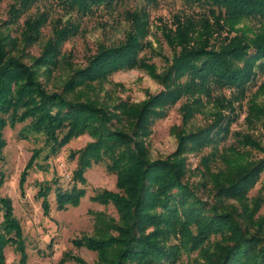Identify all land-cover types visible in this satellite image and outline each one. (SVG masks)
Here are the masks:
<instances>
[{"label":"trees","instance_id":"16d2710c","mask_svg":"<svg viewBox=\"0 0 264 264\" xmlns=\"http://www.w3.org/2000/svg\"><path fill=\"white\" fill-rule=\"evenodd\" d=\"M38 0H19L9 9V24L18 20ZM66 13L84 18L103 9L114 11L127 1L140 2V8L125 10L123 18L130 23L124 41L115 46L97 48L87 59L84 69L74 73L64 91L103 85L119 72L142 70L163 85L164 91L140 105L120 102L113 108L91 101L73 102L62 94H49L38 82V71L52 73L61 61L63 44L77 29L53 26L51 40L32 66L23 64L13 55L20 42L25 47L38 40L42 21L37 18L24 22L19 40L0 39V164L3 162L5 141L3 130L23 124L21 136L42 143L34 149L19 179L21 196L28 172L37 160L48 159L72 140L89 135L92 141L83 149L70 153L76 160L70 189H55V208L64 211L77 207L86 195L84 173L93 165L105 162L106 170L116 177L117 192L102 191L91 200L112 205L119 215V224L109 225L100 214L95 215L94 236L74 241L78 247L97 254L100 264H181L183 254L196 253L201 264H264V217L254 221L256 209L246 207L241 213L226 211L223 199L243 203L248 192L264 172V157L257 163L238 169L226 183L217 182L215 194L219 205L203 203L189 187L185 156L201 154L217 147L228 135L235 119L234 103L246 98L251 85L264 75V31L247 36L235 26L242 20H263L264 0H182L187 5L202 8L197 15H176L172 28L163 37L175 51L164 74L157 76L153 65L141 53L151 47L147 8L158 0H53ZM59 27V28H58ZM21 37V38H20ZM178 49V51H176ZM264 84L258 88L264 93ZM263 86V88H262ZM224 91H228L226 96ZM183 123L202 113L205 104L213 102L218 111L213 122L195 132L176 130L177 150L172 159L150 161L143 145L154 122L166 117L179 101ZM249 116L259 119L264 105H249ZM240 138V137H239ZM238 138V139H239ZM240 146L259 148L250 137L240 138ZM238 155L234 148L228 149ZM238 151V149H237ZM210 164L209 158L204 160ZM3 176L0 175V187ZM51 188H39L45 214ZM227 208V207H226ZM256 210V211H255ZM0 264H5V248L13 246L19 254V264H25L24 238L19 221L14 216L12 201L0 198ZM77 264L84 262L75 258Z\"/></svg>","mask_w":264,"mask_h":264},{"label":"rangeland","instance_id":"374dc122","mask_svg":"<svg viewBox=\"0 0 264 264\" xmlns=\"http://www.w3.org/2000/svg\"><path fill=\"white\" fill-rule=\"evenodd\" d=\"M18 1L0 0V39L6 37L19 40L25 21L37 18L42 21L38 40L25 47L20 42L18 52H13L15 57L29 67L41 57L46 43L51 40L55 24H58L60 28L77 29V33L67 40L61 49V54L67 62L64 64L61 61L60 66L49 74H44V68L38 71L37 80L49 94H62L65 99L73 102L91 101L102 107L113 108L120 102H126L127 105H140L165 90L163 85L147 72L129 70L113 74L103 85L82 87L72 92L64 91L74 73L86 67L87 59L96 53L98 47L115 46L124 41L130 30V23L123 18V12L140 8L142 6L140 2L127 1L114 11L95 10L93 14L80 18L74 13L64 12L53 0H38L16 24H9L7 22L9 9ZM147 11L149 34L146 41L151 47L145 49L140 56L145 57L148 63L154 66L157 76H161L171 64L175 54L164 40V31L173 29L172 21L176 15H197L203 10L195 5H187L182 0H158L157 5L148 7ZM235 29L247 36H254L264 31V19L242 20ZM261 84H264V75L259 76L254 85L249 87L246 98L241 103L233 104L235 109L233 115L230 111H224L227 117L235 120L230 125L228 135L217 147L219 153L216 158H213L214 160L210 159L215 157L211 156L214 149L211 151L209 148L201 154L191 153L185 156L186 181L203 203L219 205L220 199L215 194L216 183H226L238 169L257 163L264 157V115L259 119L251 118L248 111L249 105L253 102L260 106L264 105V93L258 90ZM224 94L228 96L229 92L224 91ZM183 102V100L179 101L168 111L165 118L154 122L150 135L143 140L150 161L172 159L171 156L178 146L176 130L191 133L202 129L213 122L212 114L218 111V107L213 102L207 103L202 113L183 123L182 114L179 111ZM23 126L18 124L12 129L6 127L3 130L5 147L4 160L0 164V175L3 176L0 198L8 197L12 201L14 216L22 228L27 255L25 264H77L75 258L81 259L84 264H100L96 253L85 247H78L73 242L95 237L96 214L103 216L102 219L109 225L119 224V215L112 205H101L91 200L98 192H117L115 175L107 172L105 162L93 165L84 173L86 195L79 205L68 207L64 211L56 210L55 189H70L72 172L76 168V160L70 159V153L83 149L92 141V138L86 134L72 140L58 154L51 155L48 159H44L42 154V159L37 160V165L41 167L34 166L28 172L24 195L21 196L20 175L33 150L42 146V143L33 138H22ZM246 136L259 145V148L244 146L236 148L239 139H245ZM230 148H234L238 155L232 154L228 150ZM207 158L210 164L204 161ZM45 185L51 188L47 198L49 209L46 214L42 208V199L37 196L39 188ZM259 199H262L263 203L261 206L259 203L258 211L255 210L254 221H261L264 217V172L248 192L243 203L233 199H223L221 207L226 211L242 215L246 207L249 210L256 209L255 205ZM262 233L264 234V230ZM4 254L5 264H19L20 256L13 246L6 247ZM201 263L202 259L196 253L189 256L183 254L181 257V264Z\"/></svg>","mask_w":264,"mask_h":264}]
</instances>
